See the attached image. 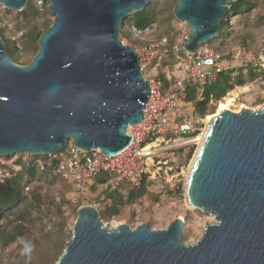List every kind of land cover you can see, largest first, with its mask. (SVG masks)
Returning <instances> with one entry per match:
<instances>
[{
	"label": "water",
	"instance_id": "water-1",
	"mask_svg": "<svg viewBox=\"0 0 264 264\" xmlns=\"http://www.w3.org/2000/svg\"><path fill=\"white\" fill-rule=\"evenodd\" d=\"M52 24L28 64L0 35V157L54 156L73 141L108 155L126 149L129 125L144 117L151 84L124 20L151 0H43ZM229 0H178L175 17L193 51L220 34ZM23 10L28 0H0ZM264 55V50H263ZM188 204L215 217L194 243L182 241L183 217L166 228L110 226L93 205L77 210L71 238L54 264H264V105L215 115L191 166Z\"/></svg>",
	"mask_w": 264,
	"mask_h": 264
},
{
	"label": "rangeland",
	"instance_id": "rangeland-1",
	"mask_svg": "<svg viewBox=\"0 0 264 264\" xmlns=\"http://www.w3.org/2000/svg\"><path fill=\"white\" fill-rule=\"evenodd\" d=\"M154 1L156 2V7L163 19L167 17L171 19V26L169 30L175 31L176 28L178 29L179 23L177 22L176 17H171V15L174 14L173 9L178 0ZM151 2L152 0L150 3ZM28 3L37 6L45 12V14L38 19L40 28L43 27V22L48 20H52L53 22V15L48 10V2H44L43 0H28ZM224 18L227 22L225 28L226 35H218L208 43L213 48L224 54L225 65L227 67L237 69L241 66H247L246 64H248L249 66L254 65L256 68L264 69V0H259V4L251 8L249 11H240L232 14L226 13ZM34 20L35 18L33 19L32 15L26 16L22 14V11L8 8L4 4L0 3V27L5 28L6 36L15 41L18 53L22 57V62L31 58L34 53L31 52V50L35 49L36 46L39 45V42L37 43L30 34L29 25L31 22L33 23ZM131 23L129 21L126 24V28L131 34V38L122 33V30L120 36L126 44L134 46L139 51H141V48L145 45V43L149 42L153 38H156L153 37L154 34L162 29L160 22L156 21L149 25L146 29H141L142 33L137 35L130 31V26L132 25ZM123 28L124 25L122 29ZM238 47L245 48L246 50L244 55L245 61L242 63L244 65H242L240 61L232 58L233 53ZM175 63L176 62L173 58L167 57L159 61L157 64H151L144 75L152 76L150 73L156 72L163 80L167 81L166 88H170V81L172 78L186 75V72L183 69L178 70L175 68ZM243 72L247 77L246 69H244ZM233 75H239V71L234 72ZM203 86L204 85H199L198 87V98H201V93L204 88ZM230 92H235L238 95L235 102L236 104L232 107L234 111H240L243 108L259 110L264 105V78L262 76L249 78L242 85H236L234 89L228 91L226 96ZM224 97L220 100L211 99L209 101V109L211 113H208L201 118L193 115L194 107L192 101H184L178 108L168 110L166 114L171 118V120L174 118L179 121L191 118L202 119L200 129L196 133L189 135V138L199 137L206 127L205 119L208 115L216 113L217 106L219 102L224 99ZM240 105H244V107L240 108ZM70 143H73V141H70ZM158 143L159 142H157V144ZM170 145L171 142L167 139L164 146H167L168 148ZM198 147L199 140L196 139V141H192L187 145H182L179 148V160L182 161L181 163L183 164V167H179L177 169H171L174 157L168 154V150L171 149V147L168 149L166 148L164 151L166 159L162 163V169L159 168L160 166L158 163L151 166L150 176L144 179L145 187L147 188L148 193H146L138 202L124 204L119 215H113L109 219H104L102 217L104 221L110 226H114L118 222H126L133 228L141 223H147L151 228L160 229L168 227V225L175 218L183 217L185 220V227L182 235V241L186 244H191L198 240L202 236L206 224L215 221L214 215L199 210L198 208L188 204L187 201V172ZM18 156L19 155H12L9 160L15 162ZM27 159L28 155L25 160ZM151 163L152 162L149 164L151 165ZM169 176L173 178L170 179ZM72 180L69 181L72 184L69 186L70 191L66 194L69 201L63 204L65 210V223L62 227L64 231L62 236L63 242H67L71 238L74 221L77 218V210L80 206L93 205L101 211L104 209L106 204L110 203L109 200L101 201L103 197L99 198L98 196L104 187H100L98 191H93L90 187H80L79 185L73 183ZM60 189H62L61 185L57 184L51 188L52 192L56 195L57 200L61 202L59 193ZM53 214L54 215L46 218L45 221L38 222L36 224V228H34V234H32L29 238L39 237V239H42L43 235L52 231L53 228H55L54 230H57L61 223V219L56 213ZM29 238L22 243L20 241L13 243L10 246V249L20 251V245L25 244V247L22 248H25V252L30 251L31 257L35 260V264H54L58 255L54 258V260H52L53 262L48 261L49 258H51L50 254H46V257H44L43 253L45 250L41 251L43 252L41 254L39 246L37 245L36 250H38V252H33V243L29 240ZM51 243H53V241ZM42 245L45 246L44 243H42ZM65 247L66 243L61 246L59 253L62 252ZM7 252L8 251H6V253ZM7 262H10L9 257L4 255L3 250H0V264Z\"/></svg>",
	"mask_w": 264,
	"mask_h": 264
},
{
	"label": "trees",
	"instance_id": "trees-1",
	"mask_svg": "<svg viewBox=\"0 0 264 264\" xmlns=\"http://www.w3.org/2000/svg\"><path fill=\"white\" fill-rule=\"evenodd\" d=\"M258 4L259 0L230 1L227 14L249 11ZM21 11L22 14L26 16L32 15V18H35L33 23H30L29 21L27 22L30 23L29 29L31 36L38 43L39 37L52 24V20L43 22V27L40 28L38 19L43 16L45 12L37 6L29 3ZM171 17H175V15L172 14ZM129 21L139 29H146L152 23L159 21L162 29L154 34L153 37L160 38L162 36H168L170 38V44L174 40V36L172 35V32L174 31L169 30L171 19L168 17L163 19L154 0H152L146 9L139 11L124 20L122 33L131 38V34L126 28V24ZM226 25V19L223 18L221 22L220 36L226 35ZM5 33V28L0 27V35L6 43L7 52L12 59L20 64H28L31 62L39 50V45L31 50V52H34L31 58L22 62V57L18 53L15 41L7 37ZM246 65L247 66H241L237 69L231 67L225 68L216 76V78L208 80L203 86L204 88L201 93V98H198L199 85L190 86L188 88L186 101L193 102V115L201 118L208 113H211L209 109V101L211 99L220 100L222 97L226 96L228 91L234 89L236 85H242L247 79L255 78L256 76H262L264 78L263 68L259 69L254 65ZM244 69L247 71V77L243 72ZM236 71H239V75L234 76L233 73ZM18 155L17 161L22 164V169L18 171L16 175L7 178L5 182L0 181V250H3L4 255L8 256L10 259V262L1 264H35V260L31 257L30 251L25 252V248H22L25 247V244L20 245V251L10 249V246L15 242L20 241L22 243L25 240H28V238L34 234L36 224L45 221L46 218L54 215L53 213H56L61 219L58 229L54 230L55 228H53L52 231L44 234L42 239H39V237H33L29 238V240L33 243V252H38L36 247L39 246L41 254L43 253L41 251L45 250L43 253L44 257H46V254H50L51 258H49L48 261L54 260L58 255L55 260L56 262L64 250L63 249L62 252L59 253L61 246L66 243L62 240L64 234L62 227L65 223V210L63 204L69 201L66 194L70 191L69 186L72 184L61 175H54L51 172L50 167L46 170H41L36 162L38 158H42L49 166H52L57 163L58 158L56 156L28 154V159L23 160V155ZM11 156L12 155L6 157L9 158ZM111 179L113 182L110 181ZM55 184L61 185L62 187L59 191L61 202L57 200L56 195L51 190L52 186ZM27 187H29L28 190ZM100 187L104 188L98 194L99 198L103 197L101 201L109 200L110 202L100 211L101 216L104 219H109L113 215H119L124 204L138 202L146 193H148V190L145 187V181L141 186L136 187L125 180L117 181L114 174L110 172H102L98 174L95 182L90 186L93 191H98ZM52 241L53 243H51ZM42 243H44L45 246H43ZM6 251L8 252L6 253Z\"/></svg>",
	"mask_w": 264,
	"mask_h": 264
},
{
	"label": "built area",
	"instance_id": "built-area-1",
	"mask_svg": "<svg viewBox=\"0 0 264 264\" xmlns=\"http://www.w3.org/2000/svg\"><path fill=\"white\" fill-rule=\"evenodd\" d=\"M176 20L179 27L177 26L178 29L172 32L174 40L171 44L168 36H162L145 43L141 51L136 50L139 53L143 75L151 64H157L167 57L173 58L176 62L175 68L183 69L186 75L172 78L170 88H166L167 81L156 72H151L152 76L144 75L151 84V94L143 107V119L138 124L128 127V134L134 135L132 143L114 155L103 153L100 148L84 150L70 143L65 152L54 155L58 160L52 166L42 158H38L36 162L41 170L50 167L54 175H61L69 181L73 179L72 182L80 187H90L97 175L102 172H110L117 181L125 180L139 187L144 179L150 176L151 166L158 163L159 168L162 169V163L166 159L164 151L167 146L164 144L167 139L171 142L168 146L171 147L168 154L174 157L171 169L183 167L182 161L179 160V148L195 141L197 137L189 138V135L200 129L202 119L171 120L166 113L186 101L190 86L204 85L228 67L224 63V54L209 43L200 44L193 51L187 50L183 46V40L188 35L189 28L185 21L177 18ZM130 31L137 35L142 33V30L133 24L130 26ZM245 53V48L238 47L232 58L242 64L245 61ZM147 144L155 145L147 148ZM22 155V159L25 160L28 154ZM9 159L10 157L6 156L0 157L1 182H5L7 178L16 175L22 169V164L17 161L18 158L15 162ZM149 159H152L151 165ZM169 178L173 177L169 176ZM110 181L113 182L112 179Z\"/></svg>",
	"mask_w": 264,
	"mask_h": 264
},
{
	"label": "bare ground",
	"instance_id": "bare-ground-1",
	"mask_svg": "<svg viewBox=\"0 0 264 264\" xmlns=\"http://www.w3.org/2000/svg\"><path fill=\"white\" fill-rule=\"evenodd\" d=\"M237 96H238V95H237L235 92H230V93H228L227 96H225L224 99H223L222 101L219 102V104H218V106H217L216 113L213 114V115H208L207 118L205 119L206 127H205L203 133L201 134V136H199V137L196 138V139L199 140V147H198V149H197V151H196V153H195V156H194V158H193V160H192V163H191V165H190V167H189V169H188L187 177L189 176V172H190L191 166H192V164H193V162H194V160H195V157H196V155H197V153H198V151H199V148H200V146L202 145V142H203V140H204V137H205L206 131H207V129H208V126H209V124H210V121L212 120V118H213L215 115L219 114V113H220L221 111H223V110H233L232 107H234L235 104H236L235 102H236V98H237ZM243 107H244V105H240V108H243ZM196 139H195V141H196ZM154 145H155V144H153V145H152V144H147L146 147L149 148V147L154 146ZM150 162H152V159H149V163H150ZM187 179H188V178H187ZM194 207H195V206H194ZM118 223H119V222H118ZM118 223H117V224H118ZM114 226H115V225H114Z\"/></svg>",
	"mask_w": 264,
	"mask_h": 264
}]
</instances>
